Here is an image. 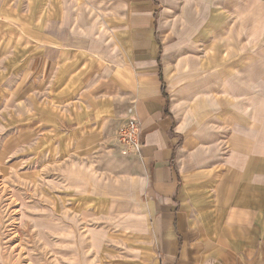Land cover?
<instances>
[{"label":"rangeland","instance_id":"1","mask_svg":"<svg viewBox=\"0 0 264 264\" xmlns=\"http://www.w3.org/2000/svg\"><path fill=\"white\" fill-rule=\"evenodd\" d=\"M166 12L187 78L257 66L264 0H168ZM127 40L120 0H0V264H160L142 162L120 139Z\"/></svg>","mask_w":264,"mask_h":264},{"label":"crops","instance_id":"2","mask_svg":"<svg viewBox=\"0 0 264 264\" xmlns=\"http://www.w3.org/2000/svg\"><path fill=\"white\" fill-rule=\"evenodd\" d=\"M120 2L160 264H264V41L249 47L257 66H221L219 82L200 83L178 66L184 50L162 25L168 0Z\"/></svg>","mask_w":264,"mask_h":264},{"label":"built area","instance_id":"3","mask_svg":"<svg viewBox=\"0 0 264 264\" xmlns=\"http://www.w3.org/2000/svg\"><path fill=\"white\" fill-rule=\"evenodd\" d=\"M121 141L129 148L140 152L142 147L141 124L136 116L127 119L120 132Z\"/></svg>","mask_w":264,"mask_h":264}]
</instances>
